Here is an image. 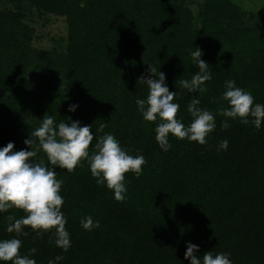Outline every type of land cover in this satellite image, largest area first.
Masks as SVG:
<instances>
[{"label":"trees","instance_id":"1","mask_svg":"<svg viewBox=\"0 0 264 264\" xmlns=\"http://www.w3.org/2000/svg\"><path fill=\"white\" fill-rule=\"evenodd\" d=\"M4 1L12 8L0 9V148L12 142L13 151H30L24 141L47 113L56 124L92 126L90 154L96 139L110 133L146 164L139 178L126 174L123 202L96 184L87 161L71 174L53 169L63 181L67 252L49 243L48 233H8L7 216L24 215L15 209L0 213V240L21 239V255L35 248L37 264H190L188 243L198 246L201 264L209 251L229 254L232 264H264V122L257 130L229 119L231 127L222 130L225 118L217 113L227 104L214 102L231 79L264 104V15L247 13L234 0H201L196 12L192 0ZM34 10L66 16L65 51L33 46L34 31L23 19ZM196 48L212 73L203 94L175 86L198 71L189 54ZM149 65L177 92V118L185 126L194 96L214 114L216 128L205 145L169 134L171 148L159 147L158 121H144L136 105L148 94L137 81L149 75ZM225 139L227 150L218 151ZM40 159L48 164L42 151L33 162ZM88 216L100 227L84 230L80 222ZM58 255L64 259L56 261Z\"/></svg>","mask_w":264,"mask_h":264},{"label":"clouds","instance_id":"2","mask_svg":"<svg viewBox=\"0 0 264 264\" xmlns=\"http://www.w3.org/2000/svg\"><path fill=\"white\" fill-rule=\"evenodd\" d=\"M80 7H85L81 2ZM192 63L198 71L188 79H179L176 87L186 89L189 93H206V82L211 81L212 73L209 65L201 59L202 52L199 48L189 52ZM149 75L141 76L137 83L147 86L146 99H137V110L146 122H157L155 140L163 151L171 148L169 134L178 140L187 139L203 146L207 137L216 128L215 116L207 109L200 107V99L193 97L187 106V111L192 120L188 126L177 118L180 105L174 102L177 92L170 91L167 87L165 74L157 72L156 68L149 65ZM224 92L216 103L225 102L227 107L218 109V115L225 118L221 124L222 130H227L231 125L228 120H239L242 124H252L257 130L264 122V104L255 103L249 91L236 86L234 80H227ZM75 105H70L68 111L74 112ZM70 119V118H69ZM105 124H101L97 132H103ZM94 140L92 126H80L78 121L70 125L61 120L56 124L54 117L45 114L40 126L31 132L30 138L24 144L31 150L13 151L14 144L0 148V213H7L11 209L24 213L22 218L15 215L7 216L8 233H15L16 237L28 236L25 229H31L37 237L48 233L49 243H54L57 248L67 252L71 247L70 234L66 230L67 220L61 209L64 199L61 192L62 180L57 179L54 168L66 170L69 174L77 167H82L87 161L90 172L98 186H106L114 193L117 202L126 199L125 185L126 174L132 173L139 178L142 175L146 160L142 155H130L123 149L117 138L108 133L96 139L94 150L90 154V146ZM228 140H222L219 150H227ZM42 151L47 159L33 162V158ZM81 226L86 231L99 228V221H93L91 216L81 220ZM22 240L9 238L0 240V262L4 264H37L31 258L36 249L32 248L26 255H21ZM198 246L188 243L185 259L190 264H201V259L195 253ZM63 256H56V261L63 260ZM48 264H54L49 261ZM202 264H232L229 254H213L206 252L202 257Z\"/></svg>","mask_w":264,"mask_h":264},{"label":"rangeland","instance_id":"3","mask_svg":"<svg viewBox=\"0 0 264 264\" xmlns=\"http://www.w3.org/2000/svg\"><path fill=\"white\" fill-rule=\"evenodd\" d=\"M201 0H192L191 8L196 12ZM244 11L254 15H264V0H234ZM12 8L4 0H0V9ZM33 31V46L47 51H65L68 43V22L66 16L33 11L23 19ZM33 73V70L31 71ZM34 75L31 74L30 77Z\"/></svg>","mask_w":264,"mask_h":264}]
</instances>
